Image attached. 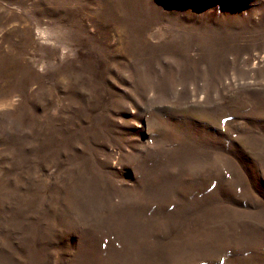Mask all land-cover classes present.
<instances>
[{
    "label": "rangeland",
    "instance_id": "1",
    "mask_svg": "<svg viewBox=\"0 0 264 264\" xmlns=\"http://www.w3.org/2000/svg\"><path fill=\"white\" fill-rule=\"evenodd\" d=\"M0 264H264V0H0Z\"/></svg>",
    "mask_w": 264,
    "mask_h": 264
}]
</instances>
